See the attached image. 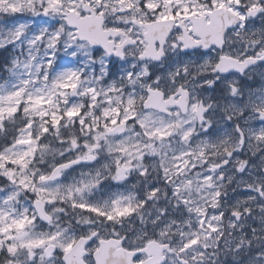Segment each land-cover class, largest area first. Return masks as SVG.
Here are the masks:
<instances>
[{
    "label": "snow or ice",
    "instance_id": "1",
    "mask_svg": "<svg viewBox=\"0 0 264 264\" xmlns=\"http://www.w3.org/2000/svg\"><path fill=\"white\" fill-rule=\"evenodd\" d=\"M0 264H264V0H0Z\"/></svg>",
    "mask_w": 264,
    "mask_h": 264
},
{
    "label": "rangeland",
    "instance_id": "2",
    "mask_svg": "<svg viewBox=\"0 0 264 264\" xmlns=\"http://www.w3.org/2000/svg\"><path fill=\"white\" fill-rule=\"evenodd\" d=\"M253 86H254V87H259V83L257 82V83H255Z\"/></svg>",
    "mask_w": 264,
    "mask_h": 264
}]
</instances>
